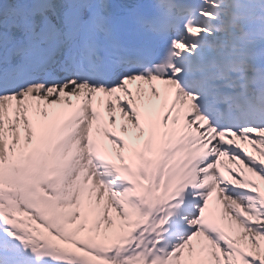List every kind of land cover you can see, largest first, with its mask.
Returning <instances> with one entry per match:
<instances>
[{
    "label": "snow or ice",
    "instance_id": "1",
    "mask_svg": "<svg viewBox=\"0 0 264 264\" xmlns=\"http://www.w3.org/2000/svg\"><path fill=\"white\" fill-rule=\"evenodd\" d=\"M0 264H264V0H0Z\"/></svg>",
    "mask_w": 264,
    "mask_h": 264
}]
</instances>
